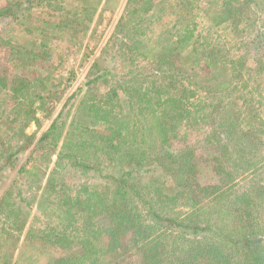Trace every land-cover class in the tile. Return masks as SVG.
Listing matches in <instances>:
<instances>
[{
  "label": "trees",
  "instance_id": "trees-1",
  "mask_svg": "<svg viewBox=\"0 0 264 264\" xmlns=\"http://www.w3.org/2000/svg\"><path fill=\"white\" fill-rule=\"evenodd\" d=\"M152 1H144L141 8L149 12ZM255 2L261 7L264 0ZM176 9L190 12L186 2L177 3ZM253 9L248 0H224L211 15V26L239 28L246 21L251 29L256 25ZM11 11L4 8L0 16ZM129 16L121 19L118 30ZM196 17L187 18L195 23ZM183 21L178 19L175 27ZM184 28V34L170 32L164 45L153 47L156 58L149 84V76L133 69L122 74L125 84L85 103L93 127L77 122L67 131L54 171L74 168L105 181L84 195L56 191L62 228L51 227L40 236L67 254L50 264H264V182L257 178L264 168V117L251 100L239 108L238 97L231 98L245 79V59H223L215 47L199 42L202 36L189 29L190 23ZM255 35L250 44L264 33ZM123 39L134 55L141 40L133 45L129 35ZM188 41L193 42V58L202 57L208 69L218 72L205 87L206 97L197 102L192 101L182 67L172 58ZM151 52L143 56L149 60ZM257 65L260 72L264 61ZM57 127L53 123L37 146L51 137L57 142ZM194 132L204 134L206 143L197 137L193 145L183 144L182 133L194 140ZM24 135L33 142L34 134ZM106 162L112 172L105 173ZM148 163L162 171L153 187L135 182L139 168ZM204 164L216 176L207 185L199 179ZM17 207L9 210L16 214Z\"/></svg>",
  "mask_w": 264,
  "mask_h": 264
},
{
  "label": "rangeland",
  "instance_id": "rangeland-1",
  "mask_svg": "<svg viewBox=\"0 0 264 264\" xmlns=\"http://www.w3.org/2000/svg\"><path fill=\"white\" fill-rule=\"evenodd\" d=\"M144 1L0 0V12L12 9L0 16V198H6L0 210L2 263L50 264L54 257L67 254L66 249L40 236L51 227L62 228L56 191L62 189V196L78 192L84 195L105 181L74 168L54 171L67 131L77 122L92 126L93 118L86 117L85 103L96 102L110 89L125 84L122 74L133 69L143 73L142 77L149 76L145 85L149 84L156 58L153 47L164 45L170 32L184 34L183 28L190 23L189 29L195 28V35L202 36L199 42L215 47L223 59L244 58L245 81L238 82L231 98L238 97L239 108L244 100H251L264 117V68L258 72L257 65L259 60L264 61V35L255 39L257 31L264 33L263 2L258 7L255 0H248L256 23L249 29L246 21L239 28L232 24L211 26V15L224 0H153L149 12L141 8ZM183 2L190 12L176 9L177 3ZM136 7L140 10L133 13ZM189 15H197L195 23L190 22ZM125 16L131 20L118 30ZM181 17L184 21L176 28L175 22ZM125 35L130 36L133 45L141 40L134 55L122 40ZM253 35L254 43L250 44ZM193 48L192 41L183 43L172 58L182 67L192 101L197 102L206 97L205 87L218 72L208 69L202 57L194 59ZM148 49L152 51L149 60L143 56ZM97 76L100 78L92 82ZM119 93L124 99L125 93ZM55 122L57 142L51 137L37 146V140ZM24 134H34L32 144ZM191 136L182 133L183 144L187 141L193 145L197 137L206 143L204 134L194 132V140ZM106 163L105 173L112 172L113 167ZM21 168L27 172H20ZM159 168L150 163L139 168L135 182L153 187L155 177L162 173ZM262 171L257 178L264 182ZM199 179L203 185L215 181L212 167L204 164ZM10 206H19L18 212H11ZM129 264L136 262L130 260Z\"/></svg>",
  "mask_w": 264,
  "mask_h": 264
}]
</instances>
